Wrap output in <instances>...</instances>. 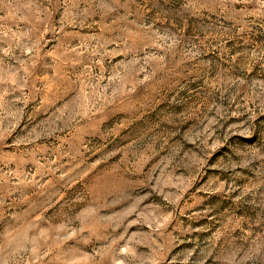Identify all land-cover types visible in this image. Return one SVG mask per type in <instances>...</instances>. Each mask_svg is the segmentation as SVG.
<instances>
[{
  "label": "rangeland",
  "instance_id": "374dc122",
  "mask_svg": "<svg viewBox=\"0 0 264 264\" xmlns=\"http://www.w3.org/2000/svg\"><path fill=\"white\" fill-rule=\"evenodd\" d=\"M0 264H264V0H0Z\"/></svg>",
  "mask_w": 264,
  "mask_h": 264
}]
</instances>
